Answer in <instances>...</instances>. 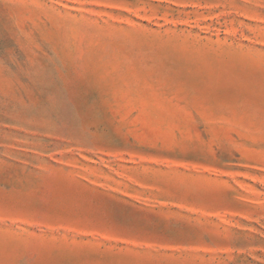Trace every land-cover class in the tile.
<instances>
[{
	"label": "rangeland",
	"instance_id": "374dc122",
	"mask_svg": "<svg viewBox=\"0 0 264 264\" xmlns=\"http://www.w3.org/2000/svg\"><path fill=\"white\" fill-rule=\"evenodd\" d=\"M0 264H264V0H0Z\"/></svg>",
	"mask_w": 264,
	"mask_h": 264
}]
</instances>
